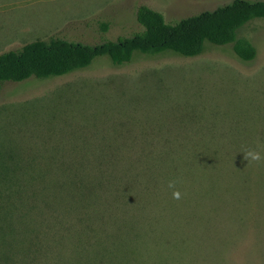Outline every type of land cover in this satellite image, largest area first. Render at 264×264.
<instances>
[{"label":"rangeland","instance_id":"rangeland-1","mask_svg":"<svg viewBox=\"0 0 264 264\" xmlns=\"http://www.w3.org/2000/svg\"><path fill=\"white\" fill-rule=\"evenodd\" d=\"M232 1L0 0V55L131 36L141 5L171 22ZM239 35L254 60L207 42L5 82L0 264H264V18Z\"/></svg>","mask_w":264,"mask_h":264},{"label":"trees","instance_id":"trees-1","mask_svg":"<svg viewBox=\"0 0 264 264\" xmlns=\"http://www.w3.org/2000/svg\"><path fill=\"white\" fill-rule=\"evenodd\" d=\"M143 29L117 40L95 45L54 38L26 44L19 51L0 55V90L7 81L31 77L62 76L88 67L94 59L108 55L115 65L130 62L136 52L158 54L174 51L187 57L200 55L207 42L233 44L243 61L255 59L257 49L240 30L255 19L264 18V0H233L214 10H206L178 21H167L164 14L147 5L137 10Z\"/></svg>","mask_w":264,"mask_h":264},{"label":"clouds","instance_id":"clouds-1","mask_svg":"<svg viewBox=\"0 0 264 264\" xmlns=\"http://www.w3.org/2000/svg\"><path fill=\"white\" fill-rule=\"evenodd\" d=\"M244 159L248 161V163L251 162H259L261 161L262 157L261 154L258 151L255 150H247L244 152ZM169 188H174L175 187V182H169L168 185ZM173 198L174 199H179L180 198V194L178 191H174L173 192Z\"/></svg>","mask_w":264,"mask_h":264}]
</instances>
